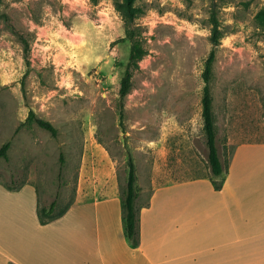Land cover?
Here are the masks:
<instances>
[{
  "label": "rangeland",
  "instance_id": "rangeland-1",
  "mask_svg": "<svg viewBox=\"0 0 264 264\" xmlns=\"http://www.w3.org/2000/svg\"><path fill=\"white\" fill-rule=\"evenodd\" d=\"M135 7L142 13L131 26L147 54L122 100L131 42L121 41L127 23L115 0L0 1V150L10 142L0 185H35L41 206L60 192L59 212L105 183L108 155L121 194L132 155L145 201L154 178H212L202 98L213 13L222 31L212 79L221 159L227 165L238 145L264 143V0ZM31 111L57 136L26 122Z\"/></svg>",
  "mask_w": 264,
  "mask_h": 264
},
{
  "label": "crops",
  "instance_id": "crops-1",
  "mask_svg": "<svg viewBox=\"0 0 264 264\" xmlns=\"http://www.w3.org/2000/svg\"><path fill=\"white\" fill-rule=\"evenodd\" d=\"M105 162V183L81 190L48 224L35 185H0V264H264V143L238 145L221 177L154 178L147 201L139 188L138 247L125 234L112 158Z\"/></svg>",
  "mask_w": 264,
  "mask_h": 264
},
{
  "label": "trees",
  "instance_id": "trees-1",
  "mask_svg": "<svg viewBox=\"0 0 264 264\" xmlns=\"http://www.w3.org/2000/svg\"><path fill=\"white\" fill-rule=\"evenodd\" d=\"M1 1V0H0ZM93 4H98L100 0H90ZM136 0H115V7L121 13L123 19L127 23L126 36L121 41L129 40L131 42L130 59L126 68V72L121 80L120 95L121 99L130 93L133 87L134 69L138 67L139 62L147 54V50L143 46L141 40L138 37L136 29L131 26L136 17L142 13L140 8L135 7ZM261 23L264 25V10L259 15ZM212 20V35L211 42L213 48L206 60L205 69L203 72V78L205 81L202 105H203V119H204V131L207 140L208 147V162L212 175L214 177H221L223 173L228 169V165H224L219 149L217 147V128L216 121L213 112L214 98L212 95V79L214 64L217 57L216 48L221 43L222 31L220 30V22L215 13L211 16ZM25 43V49L27 50V42ZM121 117H123V106L121 105ZM28 123H35L39 127L51 132L53 136H57V128L50 122L43 118L38 117L34 111L30 112L27 118ZM10 148V142L6 143L0 150V156L7 157V151ZM128 180L124 192L121 195L122 207H123V220L125 234L130 242L131 246L138 247L140 245V235L138 229V210H137V198L139 196V188L137 186L138 175L136 171L135 161L130 154L128 157ZM61 173V172H60ZM213 186L216 190H221L223 187V180H212ZM60 192L57 194L55 200L49 206H41L39 202L38 216L41 224H48L63 215L70 209L72 205H67L59 212L57 207L59 205Z\"/></svg>",
  "mask_w": 264,
  "mask_h": 264
}]
</instances>
